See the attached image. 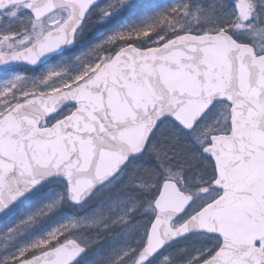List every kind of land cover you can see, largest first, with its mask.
I'll return each instance as SVG.
<instances>
[{
  "label": "snow or ice",
  "instance_id": "snow-or-ice-1",
  "mask_svg": "<svg viewBox=\"0 0 264 264\" xmlns=\"http://www.w3.org/2000/svg\"><path fill=\"white\" fill-rule=\"evenodd\" d=\"M90 7L94 0H0V63H36L71 43ZM55 9L65 15L45 23ZM235 9L221 21L215 3L198 6L211 26L175 30L192 12L182 0L144 28L110 36L93 62L59 84L24 88L17 77L0 86V223L58 180L65 190L47 210L65 198L82 209L0 253V264H101L102 254L89 250L105 239L114 247L137 228L135 246L103 264H264V233L234 238L212 215L240 203L249 220L264 222V0H235ZM140 39L150 45L136 49ZM64 101L75 102L72 110L52 122ZM130 134L139 138L131 150ZM169 181L187 193L178 209L162 200ZM192 234L206 243L162 254Z\"/></svg>",
  "mask_w": 264,
  "mask_h": 264
},
{
  "label": "rangeland",
  "instance_id": "rangeland-1",
  "mask_svg": "<svg viewBox=\"0 0 264 264\" xmlns=\"http://www.w3.org/2000/svg\"><path fill=\"white\" fill-rule=\"evenodd\" d=\"M135 1H104L89 14V17L96 18L95 23L99 27H97L95 31L91 29H85V31L82 30L80 34H78V45L73 51L50 61L45 66L41 67L39 71H30L24 67L14 68L8 74L0 76V86H3L19 77L21 78L20 83L22 87L28 88L37 86L43 90L50 84H59L66 78L69 79L72 76H75L83 70L86 64L93 62L95 59L94 54L91 53V48L88 45H84V40L88 34L92 32L93 35L95 34V41L99 39L97 43L104 44V42L113 34L117 32H128L131 25L127 23V21L120 23V11L126 5L129 7L133 6ZM183 1L190 4L192 12L186 17L180 18L178 22L172 25V28L175 30L192 29L195 32L211 26V17L197 12L196 8L198 6L207 7L209 4L215 3L218 8L217 17L221 21L235 15L236 13L235 0ZM177 2H182V0H177ZM175 5L176 4H174V6ZM63 15H65L64 10H60L46 17L44 21L47 23L51 20L59 19ZM97 25H95V27ZM160 34H163V30ZM236 34L241 40H248L244 31L236 32ZM169 35H171V33H169ZM148 41L149 40H147V42ZM152 41H155V38ZM53 72L59 73L60 75L47 83H41V81H43L49 73ZM64 190L65 185L62 182H52V185L42 196L29 198L26 202H21L19 204L18 212L11 218L5 220L3 223H0V234H3L9 227L15 226L17 229L15 233L10 234L8 239L0 238V253L15 252L19 247L31 243L38 238L44 237L52 229L64 224L66 221L70 219H78L81 215V207L77 209L70 207L66 198L62 203H58V206L52 211L47 210L46 205L57 201V198L64 192ZM95 198L96 197H94V199ZM91 202L92 201H89V203ZM87 206L88 205H84V207ZM30 215L35 216V219L32 222L25 224L20 223L21 221L26 220ZM141 231V228H137L135 231L128 233L114 247L111 246L110 240L105 239L90 249L87 256L92 257L97 254H102L100 256V261L101 264H103L104 260H106L113 253V251L118 253L120 248L135 246ZM204 243H206V241L200 237H189L186 240L170 245L162 252V254H167L179 248L185 247L190 253L195 252ZM158 259L159 258H157V261Z\"/></svg>",
  "mask_w": 264,
  "mask_h": 264
},
{
  "label": "water",
  "instance_id": "water-1",
  "mask_svg": "<svg viewBox=\"0 0 264 264\" xmlns=\"http://www.w3.org/2000/svg\"><path fill=\"white\" fill-rule=\"evenodd\" d=\"M103 1L104 0H94V4L97 7ZM94 8L95 7H90V9L86 12L80 25L77 27V30L74 34V38L72 39L71 43L61 44L55 49H52L46 52L36 61V63H30V62H26L23 60H14V61H8L6 63H0V72L6 69H9V68L17 67V66L38 68L50 62L55 57L60 56L64 54L65 52H67L68 50L73 49L75 46V40H76V36L78 32L83 27L86 17ZM58 10H63V9H55L52 13ZM52 13L47 14L46 17L51 15ZM128 47H133V45H129ZM135 48L139 49L137 47ZM148 51H155V50L148 49ZM74 103H75L74 101H64L53 113L49 114L50 118L59 114L64 109L73 108ZM32 107H38V105L32 104ZM125 142L129 146V150H131L133 146H136V147L139 146V138L131 134L125 137ZM95 167H96V162H93V169H95ZM58 181H62V180H58ZM186 198H187V195L182 193L180 189L177 188L175 183H172L171 181H169L165 185V190H164V195L162 197V200H164L167 207L178 209L179 207L182 206L183 203L186 202ZM67 201L70 206L79 207V205L74 204L72 201L68 199ZM242 208H243V205H241L240 203H235V204H232L231 206H228L222 209H217L215 212L212 213V215L216 216V218L219 221H222L223 225L229 230V233L234 238H246L247 236H250V235H258L260 233H264V222H257V221L249 220L246 216H244ZM187 236H190V235H185L184 237H178L174 241L170 242L169 244L177 240L183 239Z\"/></svg>",
  "mask_w": 264,
  "mask_h": 264
},
{
  "label": "trees",
  "instance_id": "trees-1",
  "mask_svg": "<svg viewBox=\"0 0 264 264\" xmlns=\"http://www.w3.org/2000/svg\"><path fill=\"white\" fill-rule=\"evenodd\" d=\"M130 1L134 2L135 0H130ZM136 1L133 4V6L129 7L128 5H126L120 11L121 12L120 13V23L127 21V23H129L131 25V28L129 31L146 27L148 24L154 22L155 19L157 17H159L160 14L166 13L168 10H170L174 6V4L177 5L178 3H181V2H177V0H136ZM226 1H229V0H226ZM226 11H228V10H226ZM95 20H96V18L88 16L86 21H85L83 30L85 31V29L86 30L91 29V30L95 31L96 28L99 27L95 23ZM95 25H97V26L95 27ZM17 26H19V25H17ZM161 31H162V29L160 30V33H161ZM94 36H95V34L93 35L91 32L88 34V36L84 40V45L85 46L88 45L91 48V53H94L95 51H97L98 46L102 45L101 43H97L99 41V39L95 41ZM234 36L237 39H240L238 37V35L236 34V32L234 33ZM155 37H156V34H153L152 40ZM147 40L148 39L137 40L135 42V47L142 49L143 47L149 46L150 41L147 42ZM242 41L247 42L245 39H243ZM77 45H78V40H77ZM129 45H131V44H129ZM105 47H107V46H105ZM112 47H115V45H113ZM107 50H111V49L109 48ZM27 69L30 71L31 70H34V71L40 70V68H38V69L27 68ZM11 70L12 69L0 73V76L8 74ZM64 113L58 115L56 117V119L64 116L65 115ZM54 120H55V118L52 119V122ZM194 237L196 238L198 236H194Z\"/></svg>",
  "mask_w": 264,
  "mask_h": 264
},
{
  "label": "flooded vegetation",
  "instance_id": "flooded-vegetation-1",
  "mask_svg": "<svg viewBox=\"0 0 264 264\" xmlns=\"http://www.w3.org/2000/svg\"><path fill=\"white\" fill-rule=\"evenodd\" d=\"M184 193V192H183ZM184 194H186L187 195V193H184ZM191 237H194V236H191ZM178 242V241H177ZM180 242V241H179ZM166 249V248H165Z\"/></svg>",
  "mask_w": 264,
  "mask_h": 264
}]
</instances>
